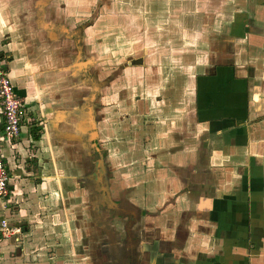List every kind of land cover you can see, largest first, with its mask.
Instances as JSON below:
<instances>
[{"label": "crops", "instance_id": "0c3cea01", "mask_svg": "<svg viewBox=\"0 0 264 264\" xmlns=\"http://www.w3.org/2000/svg\"><path fill=\"white\" fill-rule=\"evenodd\" d=\"M41 1L0 0V69L22 100L18 136L1 139L11 194L0 199V220L18 232H0V264H264V0H166L163 34L193 30L186 43L196 57L185 64L186 44L167 39L171 66L150 62L138 75L150 88L156 78L164 85L146 101L161 129L153 124L149 140L163 149L151 163L161 168L111 200L105 59L89 58L88 30L67 24L88 2L72 0L78 6L63 16L41 15ZM143 45L154 54L152 42ZM2 123L0 112V135ZM103 208L130 216L124 232Z\"/></svg>", "mask_w": 264, "mask_h": 264}, {"label": "rangeland", "instance_id": "374dc122", "mask_svg": "<svg viewBox=\"0 0 264 264\" xmlns=\"http://www.w3.org/2000/svg\"><path fill=\"white\" fill-rule=\"evenodd\" d=\"M86 2L88 3L84 6V15L80 19L78 18L79 21L75 23V18L72 17L68 19L67 24L74 23L73 26L77 29L83 26L81 28L83 32L88 30L87 34L84 33V45L88 57L95 55L94 57H104L103 59H105L104 65H101L104 69L101 68V70H104L105 85L109 86V90L106 92L105 122L101 125V136L104 150L105 186L108 188L107 193L111 200L120 191H124L125 194H128L126 196H129L134 184H138L139 187V185L144 184V181L146 183L150 182L152 171L161 168V164L151 163L150 154L157 151L161 152L163 149L158 145L160 141L156 143L154 140L152 142L149 140L151 138L150 130L155 121L152 122L149 112H147L146 101L150 94L149 89H157L158 94H160V89H163L164 85L161 87L160 79L156 78L150 88L145 86L143 79L141 80V76L139 78L138 75L142 74V71L150 62L155 65L158 64L160 70H164L167 63L171 66L173 54L166 45L167 39L170 40L173 47H176L177 41L186 44L184 47L185 64L192 65L191 60L196 57L195 47L188 46L186 42L191 41L193 30H190L191 34L177 35V38L171 35L167 37L163 34L164 31H162L161 26L163 24L166 27L168 21L163 18L164 15H167L165 12L168 5L166 0H86ZM71 3L72 0H42L40 4L41 15L45 14L44 11H48L54 13V15L55 12H62L65 16L64 14L69 12L71 7L78 6ZM201 4L203 9L199 10L204 11L205 3ZM175 7H178L177 3L169 4V10ZM196 7L199 8V5L196 4ZM171 25L169 24V29L172 27ZM148 41L152 42L151 47L155 51H153V55L147 54V50L143 48V42ZM133 43L136 44V47ZM208 43L209 35L207 32H203L200 46L202 47ZM96 48L98 51H96ZM100 50L102 52L98 53ZM115 69H118V71L124 70V74H128L127 79L125 75L121 74V78L112 80L110 75ZM112 90L115 93H112ZM113 94L116 96L115 100H112ZM157 130L158 132L161 130L158 125ZM95 168V165H93V172L97 170ZM96 181H100V178ZM88 186L92 189L90 190L91 196H93V198L91 197L92 202L97 203L98 196L94 192L96 184L92 178L89 180ZM138 187L134 188H137V191L141 190L139 189L141 187ZM158 189L160 190V187ZM156 191H158L157 188ZM123 198L119 200L121 204L124 202ZM137 199V202H133L137 204L144 202L141 200L140 194ZM136 208L134 222L142 207ZM103 209L109 215V222H113V219L116 218L121 221L118 227L120 232H124V226L130 216L124 214L120 216L117 212L107 208ZM142 217L140 216V218ZM138 228L133 229L136 238L138 237L136 234Z\"/></svg>", "mask_w": 264, "mask_h": 264}, {"label": "built area", "instance_id": "2783aa9c", "mask_svg": "<svg viewBox=\"0 0 264 264\" xmlns=\"http://www.w3.org/2000/svg\"><path fill=\"white\" fill-rule=\"evenodd\" d=\"M21 108L22 100L15 93L11 79L0 69V112L3 118L0 135V199L5 202L9 200L11 191L10 176L1 153V139L10 140L18 136L22 116ZM0 232L3 237L7 238L18 232V229L9 227L7 220L2 219L0 220Z\"/></svg>", "mask_w": 264, "mask_h": 264}]
</instances>
